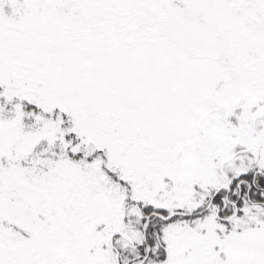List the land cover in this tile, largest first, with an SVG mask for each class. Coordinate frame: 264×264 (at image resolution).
Returning a JSON list of instances; mask_svg holds the SVG:
<instances>
[{
	"label": "snow or ice",
	"instance_id": "snow-or-ice-1",
	"mask_svg": "<svg viewBox=\"0 0 264 264\" xmlns=\"http://www.w3.org/2000/svg\"><path fill=\"white\" fill-rule=\"evenodd\" d=\"M0 264H264V0H0Z\"/></svg>",
	"mask_w": 264,
	"mask_h": 264
}]
</instances>
